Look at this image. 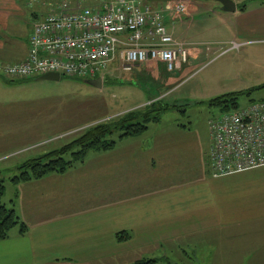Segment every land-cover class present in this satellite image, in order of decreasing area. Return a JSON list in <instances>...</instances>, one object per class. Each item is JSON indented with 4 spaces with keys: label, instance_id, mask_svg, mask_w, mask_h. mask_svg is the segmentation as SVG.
<instances>
[{
    "label": "crops",
    "instance_id": "obj_1",
    "mask_svg": "<svg viewBox=\"0 0 264 264\" xmlns=\"http://www.w3.org/2000/svg\"><path fill=\"white\" fill-rule=\"evenodd\" d=\"M33 1L0 0V64L19 63L27 57L30 38L21 53L13 55L9 33L13 19L25 14ZM39 1L46 10L48 3L53 4ZM143 1L164 12L168 32L190 51L180 76L206 55L212 43L264 38V0H229L232 3L227 7L212 0L224 12L213 14L217 24L231 34L226 42L213 39L218 26L203 29L207 22L196 19L207 0ZM180 2L187 6L182 20L172 11ZM46 10H33V29ZM113 66V70L120 68L118 61ZM164 68L162 63H149L125 76L135 79L142 72L144 78H157L156 73ZM57 133L53 138L59 137ZM173 144L169 139H149L146 132L119 141L110 152L89 153L83 164L63 174L13 184V197L4 204L15 210L27 232L15 228L8 239L0 241V264H134L144 259L178 264L180 257L190 254L194 264H211V259L200 258L196 251L207 256L198 248L203 245L208 250V241L219 239H229V252L238 256L239 264H264V168L214 177L209 165L211 144L206 150L198 143L193 157L187 152L194 146L178 150ZM187 161L196 162L198 168L187 167ZM120 233H128L130 239L120 242Z\"/></svg>",
    "mask_w": 264,
    "mask_h": 264
},
{
    "label": "rangeland",
    "instance_id": "obj_2",
    "mask_svg": "<svg viewBox=\"0 0 264 264\" xmlns=\"http://www.w3.org/2000/svg\"><path fill=\"white\" fill-rule=\"evenodd\" d=\"M42 2L34 0L25 8V14L13 19V30L9 33L13 43L9 52L13 55L21 53L26 47L33 31V10H46ZM215 3L207 0L204 3L206 11L202 10L196 19L207 22L202 24L203 29L218 26L213 39L226 42L231 34L226 32L225 26L217 24L213 12H218L217 15H224V12ZM216 5L218 9H215ZM209 19L211 22H208ZM236 41L243 44L239 50H229L231 43L227 42L210 44L211 50L190 65L188 72L184 70L183 76H180L181 71L172 73L165 66L156 73L157 78L149 79L148 75L144 78L140 72L138 75L141 77L137 75L134 79V76H126L133 75L137 69L130 73L113 70L112 63L103 78L102 87L80 78L62 76L59 82L38 81V78L11 81L0 75V181H4L6 186L2 202L13 197L14 187L10 180L20 173L19 165L62 148L100 122L140 110L150 102L160 101L163 106L176 108L162 112L159 122L149 125V139H169L174 143L172 148L178 150V147L188 150L185 146H194L192 151L187 152L191 153L189 157L196 155L194 150L198 143L207 150L212 142L210 122L222 115L219 107L210 104L213 100L244 92L239 97V109L246 108L251 102L264 100V38H241ZM55 133L59 137L53 138ZM175 155L179 160L180 155ZM194 163L187 161L186 165L196 170L198 166ZM208 242L211 244L208 250L203 245L198 248L204 250L207 256L196 251L200 258L211 259V264L214 259L215 264H239L238 256L229 252V239ZM173 258L178 259V256ZM185 258L180 257L177 263L194 264L192 254ZM158 264L168 263L164 260Z\"/></svg>",
    "mask_w": 264,
    "mask_h": 264
},
{
    "label": "built area",
    "instance_id": "obj_3",
    "mask_svg": "<svg viewBox=\"0 0 264 264\" xmlns=\"http://www.w3.org/2000/svg\"><path fill=\"white\" fill-rule=\"evenodd\" d=\"M51 1L44 19L34 26L27 57L0 64L4 78L17 81L59 74L95 80L103 79L117 61L126 73L154 62L174 73L189 63L190 51L168 32L164 12L143 0ZM172 11L182 20L187 6L180 2ZM242 46L233 42L229 50ZM210 134L214 177L264 168V101L213 119Z\"/></svg>",
    "mask_w": 264,
    "mask_h": 264
},
{
    "label": "trees",
    "instance_id": "obj_4",
    "mask_svg": "<svg viewBox=\"0 0 264 264\" xmlns=\"http://www.w3.org/2000/svg\"><path fill=\"white\" fill-rule=\"evenodd\" d=\"M245 93L229 94L213 100L210 104L219 107L222 114L236 112L239 109V97ZM247 94V93H246ZM249 95V94H248ZM261 100L259 102H262ZM258 103V102H255ZM251 102V104H255ZM250 104V105H251ZM176 108L163 106L160 101L150 102L146 107L129 112L118 118L100 122L82 132L73 142L48 152L43 156L26 161L20 167V173L10 181L14 185L29 183L46 178L51 174H63L71 168L83 164L91 152L106 153L115 149L118 142L128 137L144 135L151 123H158L162 112ZM118 133L117 138L114 135ZM6 193L4 181H0V241L10 237L15 228H19L22 234L27 228L22 223L13 208L5 205L2 200ZM118 240L130 239L128 233L117 235ZM156 260H140L134 264H156Z\"/></svg>",
    "mask_w": 264,
    "mask_h": 264
},
{
    "label": "water",
    "instance_id": "obj_5",
    "mask_svg": "<svg viewBox=\"0 0 264 264\" xmlns=\"http://www.w3.org/2000/svg\"><path fill=\"white\" fill-rule=\"evenodd\" d=\"M219 1L224 7H227L228 5H231V3H232L229 0H219ZM37 80L38 81H57V82H59L61 80V76L59 74H47V75H44L42 77H39ZM89 83L96 86V87H102L103 80L102 79H96V80L89 81Z\"/></svg>",
    "mask_w": 264,
    "mask_h": 264
}]
</instances>
